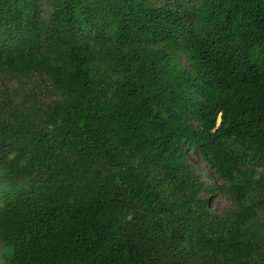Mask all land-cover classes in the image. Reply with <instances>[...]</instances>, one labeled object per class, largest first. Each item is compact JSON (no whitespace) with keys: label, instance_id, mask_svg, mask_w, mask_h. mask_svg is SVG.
<instances>
[{"label":"trees","instance_id":"trees-1","mask_svg":"<svg viewBox=\"0 0 264 264\" xmlns=\"http://www.w3.org/2000/svg\"><path fill=\"white\" fill-rule=\"evenodd\" d=\"M0 179L7 264H264V0H0Z\"/></svg>","mask_w":264,"mask_h":264},{"label":"rangeland","instance_id":"rangeland-1","mask_svg":"<svg viewBox=\"0 0 264 264\" xmlns=\"http://www.w3.org/2000/svg\"><path fill=\"white\" fill-rule=\"evenodd\" d=\"M29 81H25L24 86L25 88L28 90L29 89ZM20 83H18L17 85L15 83H13L12 85L15 87L14 89H20V87L18 86ZM193 161L196 165L200 166V168L203 169V171L206 173L207 177L206 181H208L209 179H207L208 177H215V175L213 174V172L207 168L203 163H201V160L199 159V157H193ZM219 182V181H218ZM210 203L212 208L217 209L218 211L224 210L227 206H228V200L227 198L221 194V193H217L215 196L210 198Z\"/></svg>","mask_w":264,"mask_h":264},{"label":"clouds","instance_id":"clouds-1","mask_svg":"<svg viewBox=\"0 0 264 264\" xmlns=\"http://www.w3.org/2000/svg\"><path fill=\"white\" fill-rule=\"evenodd\" d=\"M20 192L21 188L15 183L0 179V208L5 207ZM5 255H8L7 251H5ZM0 264H7V261L0 260Z\"/></svg>","mask_w":264,"mask_h":264}]
</instances>
